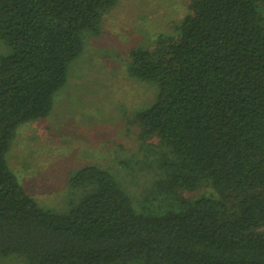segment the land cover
<instances>
[{
    "label": "trees",
    "instance_id": "obj_1",
    "mask_svg": "<svg viewBox=\"0 0 264 264\" xmlns=\"http://www.w3.org/2000/svg\"><path fill=\"white\" fill-rule=\"evenodd\" d=\"M118 0H0V257L28 264H264V0H191L173 36L131 49L130 76L157 87L136 112L157 139L140 196L107 168L68 179L59 211L24 189L7 153L46 118ZM211 186L215 192L185 196Z\"/></svg>",
    "mask_w": 264,
    "mask_h": 264
},
{
    "label": "rangeland",
    "instance_id": "obj_2",
    "mask_svg": "<svg viewBox=\"0 0 264 264\" xmlns=\"http://www.w3.org/2000/svg\"><path fill=\"white\" fill-rule=\"evenodd\" d=\"M191 0H118L102 20L99 35L84 32V50L71 63L66 84L55 94L50 114L22 124L7 153L19 182L41 205L68 207V179L96 164L140 197L156 177L152 163L157 139H140L136 112L149 106L157 87L130 76V51L154 47L173 36ZM10 47L0 40V54ZM214 192L211 186L185 196ZM0 264H28L24 256L0 257Z\"/></svg>",
    "mask_w": 264,
    "mask_h": 264
}]
</instances>
